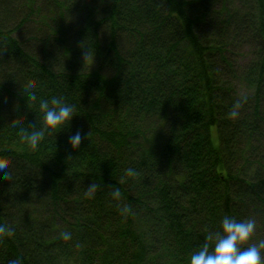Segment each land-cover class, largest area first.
<instances>
[{
  "label": "trees",
  "instance_id": "obj_1",
  "mask_svg": "<svg viewBox=\"0 0 264 264\" xmlns=\"http://www.w3.org/2000/svg\"><path fill=\"white\" fill-rule=\"evenodd\" d=\"M28 85L76 104L78 149L18 142ZM0 160V264H188L224 215L264 239V0H0Z\"/></svg>",
  "mask_w": 264,
  "mask_h": 264
},
{
  "label": "clouds",
  "instance_id": "obj_2",
  "mask_svg": "<svg viewBox=\"0 0 264 264\" xmlns=\"http://www.w3.org/2000/svg\"><path fill=\"white\" fill-rule=\"evenodd\" d=\"M21 93V101L27 109H33L40 119L30 124L19 120L12 122L9 127L14 130L13 135L18 138L20 144L29 151L36 152L40 150L48 137L67 131L69 133L67 144L70 149L75 150L80 147L84 138L81 130L70 131L71 122L77 115L76 104L69 102L63 95H51L47 98L39 96L33 85H28ZM246 101V96L235 100L228 113L229 117L239 118L240 110ZM8 168V162L0 160V181L10 179ZM125 173L130 178L138 174L137 170L132 167L126 168ZM99 187L98 183H91L86 188L85 194L92 197ZM112 195L114 198H119L120 188L113 187ZM256 231L255 218L248 217L238 220L235 217L224 215L220 221L219 230L209 231L205 236V242L191 251L188 264H264V239L253 242ZM13 235L14 229L0 222V239ZM58 238L69 241L72 239V233L67 230L62 231L58 234ZM7 264H23V260L18 256L8 260Z\"/></svg>",
  "mask_w": 264,
  "mask_h": 264
},
{
  "label": "rangeland",
  "instance_id": "obj_3",
  "mask_svg": "<svg viewBox=\"0 0 264 264\" xmlns=\"http://www.w3.org/2000/svg\"><path fill=\"white\" fill-rule=\"evenodd\" d=\"M85 56H86L85 54L81 53L78 49H76L75 52H74V56H73V63H74L73 66L74 67H79V65H80V67H81L82 66V62L85 59ZM87 62H89L90 64L92 63L90 59H88ZM214 143H217V139L216 138H214Z\"/></svg>",
  "mask_w": 264,
  "mask_h": 264
}]
</instances>
